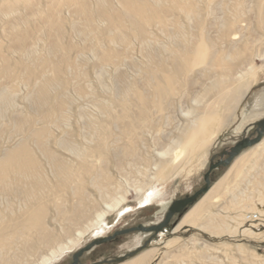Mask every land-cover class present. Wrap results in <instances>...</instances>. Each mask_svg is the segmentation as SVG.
Returning a JSON list of instances; mask_svg holds the SVG:
<instances>
[{
    "label": "bare ground",
    "instance_id": "obj_1",
    "mask_svg": "<svg viewBox=\"0 0 264 264\" xmlns=\"http://www.w3.org/2000/svg\"><path fill=\"white\" fill-rule=\"evenodd\" d=\"M71 1L75 14L83 16L86 22V28H80L85 37L99 35V27L94 20L96 17L108 20V32L115 34V38L111 39L113 45L117 48L120 42L121 48L128 50L132 43L139 41L145 61L137 64L129 61V57L120 60L118 54L121 48L105 51L100 36L96 43L90 45L92 55L100 62L97 76L102 78L112 68L113 88L109 87V91L112 90L110 95L114 99L97 102L99 116H87L80 111L81 116H86L84 124L91 146H80L68 137L72 100L67 97L64 81L59 77L42 73L37 86L28 93L38 115L33 122L30 117L19 116L18 108L14 106L15 94L9 87L0 90V113L3 115L9 108L14 111L13 133L19 135L11 147L0 153V188L18 194L25 202L21 216L8 218L0 213V247L10 248L15 238L25 239V250L14 254L18 258L31 252L37 243H56L36 264H50L65 251L74 248L91 228L102 230L107 216L127 199L130 193L127 185L133 188L137 199L144 200V205L150 203L160 191L147 189V185L165 179L190 152H200L209 146L217 136L216 126L220 127L230 119L257 80L256 68L249 62L250 53L239 51L233 55L231 52L236 48L233 40L238 37L237 30L241 26L236 18L217 14L213 18L198 17L192 4L185 0L182 6L176 5L177 0H142L143 5L135 6L133 0H117L124 5L127 16H122L111 5L114 11L107 10L108 0H96L95 7L89 4V0ZM165 4H171V7L166 8ZM19 6V3L11 4L8 9L15 13ZM27 6L33 5L28 1ZM175 7L184 11L183 18L169 13ZM220 8L221 5H212V11ZM24 24V18L9 20L4 31L13 46L11 49L21 44L22 56L26 60L24 65L28 73H32L34 61L43 59L37 57V44H26L28 36L22 27ZM126 29L134 31V41L125 34ZM162 36L165 38L161 39ZM225 39L231 40L232 46L217 60L216 43ZM212 48L214 50L208 57L206 53ZM50 49L56 51L57 43L52 42ZM124 62H132L139 67L137 88L133 91L127 73L122 69ZM54 72H59L58 65H54ZM0 75L12 78L7 61L0 65ZM74 88L78 93L83 91L80 82L75 83ZM52 90L55 91L54 96L51 95ZM135 97L136 100L132 101ZM119 105L121 109L115 110ZM257 115L259 113L254 114ZM248 121L247 118L243 120V125ZM56 130L61 132L60 135H55ZM51 140L70 152L74 160L69 161L52 149ZM29 141H33V145ZM263 141L264 137L251 150L258 149ZM245 156L246 152L233 158L224 175L185 213L175 227L176 231L184 225L197 224V217L206 213H209L208 220L197 226L212 235L231 234L237 230L238 224H241L238 218H246L244 213L238 214V218L232 217V221L237 223L233 225L219 213L210 212V209L221 198L227 181L241 172ZM93 159L102 163L92 173L91 179L102 193L104 205L95 209L90 217L89 198L81 185L84 174L93 168ZM111 159L115 160L119 170L124 164L138 169L143 173L144 181L131 184L126 180L124 184L115 180L108 170ZM43 160L46 168L42 165ZM52 176L60 187H65V182L69 180L79 182L72 187L77 202L69 214V228L75 222L86 221L85 227L77 228L75 235L61 242H55L54 233L44 223L47 214L45 200L57 186L50 180ZM103 177L106 184L100 182ZM233 200L240 203L242 199L234 194ZM59 210L66 213L61 206ZM171 241L168 240V243ZM156 252V248H148L119 264H150Z\"/></svg>",
    "mask_w": 264,
    "mask_h": 264
},
{
    "label": "rangeland",
    "instance_id": "obj_2",
    "mask_svg": "<svg viewBox=\"0 0 264 264\" xmlns=\"http://www.w3.org/2000/svg\"><path fill=\"white\" fill-rule=\"evenodd\" d=\"M28 1L32 3V7L27 6ZM108 1L107 10H117L122 16H127L123 4L117 0ZM185 1L192 4L195 9L194 13L198 17L213 18L217 14L239 20L238 23L241 26L237 30L238 37L233 40L236 48L232 47L231 52L233 55L239 51L250 53L249 62L253 63L257 73L255 84L234 110L230 119H227L222 126H216L217 136L209 146L200 152L196 150L190 152L181 160L182 163L178 165L179 167L165 179L156 180L147 185V189L156 188L160 191V194L150 203L144 205V200L137 199L133 188L127 185V190L130 191L127 199L107 216V223L103 225L102 230L98 227L91 228L74 248L65 251L50 264H72L74 253L99 237L111 236L118 230L139 224L152 225L163 221L174 200L191 195L204 185L205 173L211 162L221 159L220 153L223 149H229L243 137L257 135V122L264 118V0ZM17 3L20 4V9L12 13L8 9L9 5ZM132 3L134 6L143 5L144 1L133 0ZM184 3V0L176 1L177 6H182ZM89 4L95 7L96 0H89ZM214 4L221 5V8L212 11ZM110 5L114 7V10ZM73 6L71 0H0V65L7 61L12 73L11 79L0 75V90L9 87L15 94L14 106L18 108L19 116L30 117L33 122L38 118V115L34 111L28 93L37 86L38 77L42 73H46L62 79L67 97L72 100L69 108L71 120L67 126L68 137L76 144L83 146L88 144L90 135L84 124L86 116H81L80 111L85 112L87 116H99L100 110L97 107V102L100 100L108 102L109 99H113L110 95L112 90L109 91V87L113 88L112 68H109L107 74L104 73L102 78L97 76V65L100 62L92 55L90 45L96 43L99 36L105 46V51L117 48L119 50L122 45L120 42L117 43V48L113 45L111 39L115 38V34L108 32L109 21L101 20L98 17L94 20L99 27V35L85 37L80 28L85 29L86 22L83 16L75 14ZM163 6L169 8L171 4ZM171 12L179 18H183L185 14L178 7L171 8L169 13ZM17 18L25 19V24L22 27L25 28L28 36L26 44H37L35 46L37 57L43 59L34 61L32 73H28L27 67L24 65L26 60L22 56L21 44L17 48L14 47L15 50L11 49L13 46L4 31L5 23ZM124 32L130 40L134 41L133 30L126 29ZM90 37L93 39H89ZM162 38L165 37L162 36ZM52 42L57 43L58 46L54 52L50 51ZM231 46L229 39L222 42L217 41L215 46L217 60L228 53ZM212 50L214 49H208L206 53L208 57L211 56ZM118 55L120 60L129 57V61L137 64L145 61L139 41L132 43V47L128 50L121 48ZM63 57L65 60L61 61ZM66 57L70 62L66 60ZM132 62H124L122 66V69L127 73L131 91L137 88L139 74L138 65H133ZM54 65L59 66V72H54ZM77 82H80L82 93H78L74 88ZM54 94L55 91L52 90L51 95L54 96ZM131 100L135 101L136 97ZM120 109V105L115 107L117 111ZM13 113L11 108L7 109L3 115L0 113V153L11 147L19 137L13 133ZM256 113L259 115L254 116ZM246 118L249 121L243 125V120ZM60 133L58 130L55 131V135H60ZM29 143L33 145V141H29ZM50 143L51 148L60 153L62 157L69 161L74 160V156L70 152L56 145L53 140ZM88 146L91 145L88 144ZM252 147L254 146L243 149L236 156L246 152L247 157L245 156L243 160L242 170L227 181L221 198L210 209V212L219 213L220 217L233 225H237V223L232 221V217L238 218V214L244 213L246 218H238L241 220V224H238L234 233L212 235L197 226V224L205 223L208 220L209 213L198 216L197 224L184 225L176 231L175 227L193 206L190 205L183 212L176 213L169 224L159 232L136 230L119 234L84 252L78 264H119L148 248L157 249L156 256L150 264H264V141L258 149L251 150ZM223 158H227V155H224ZM93 160L94 163L91 165L93 168L89 173L84 174L81 185L89 198L90 217L94 215L95 209H100L104 205V197L91 179L92 173L99 169L102 163L100 160ZM43 162L42 165L46 168L45 160ZM123 166V169L119 170L115 160L111 159L108 170L115 180H120L124 184L126 180L131 184L144 181L143 173L138 169L136 170L129 164ZM228 167V164H223L211 172V185L224 175ZM50 180L57 186L50 195L51 198L48 197V200H45L47 214L44 223L54 233L55 242L66 241L67 237L75 235L77 228H83L86 224L85 220H80L71 224L69 228V214L77 202V198L72 193V187L79 185V182H75V179L69 180L65 182V187H60L56 178L52 176ZM100 182L107 183L104 177L100 179ZM111 187L108 188L109 191ZM146 193L147 191L143 193V196ZM234 194L242 199L240 203L233 200ZM24 205V200H21L18 194L0 188L1 214L8 218L21 216L25 209ZM60 206L65 208L66 213L59 212ZM245 206L251 209L249 210ZM252 212H258L261 219L254 224H249L246 219ZM171 239L169 244L168 240ZM55 245L56 243L47 245L37 243L31 252L23 253L16 258L14 254L25 250L26 247L25 239L15 238L10 248L0 247V264H36L42 256L49 253V248Z\"/></svg>",
    "mask_w": 264,
    "mask_h": 264
},
{
    "label": "water",
    "instance_id": "obj_3",
    "mask_svg": "<svg viewBox=\"0 0 264 264\" xmlns=\"http://www.w3.org/2000/svg\"><path fill=\"white\" fill-rule=\"evenodd\" d=\"M257 135L254 137H243L239 141L235 143L232 147L229 149H223L220 153L221 159H219L216 162H211L208 171L205 173L204 180L205 183L202 187H200L198 190H196L191 195H186L183 198H179L173 201V203L170 205L169 210L165 216V219L159 223H155L152 225H144L139 224L134 227H130L127 229H122L116 231L111 236H103L99 237L95 240H93L91 243L87 244L83 248H81L79 251L75 252L73 255V262L72 264H78L80 261L81 255H83L84 252L91 250L94 246L104 243L110 239H113L115 236L131 231H144V232H159L163 228H165L169 222L171 221L172 217L176 213L183 212L187 207L190 205H193L211 186V172L218 168L220 165L228 164L232 162L233 158L236 157L240 152L250 146H253L254 144L260 142L264 137V118L257 122ZM224 155H227V158H223Z\"/></svg>",
    "mask_w": 264,
    "mask_h": 264
},
{
    "label": "built area",
    "instance_id": "obj_4",
    "mask_svg": "<svg viewBox=\"0 0 264 264\" xmlns=\"http://www.w3.org/2000/svg\"><path fill=\"white\" fill-rule=\"evenodd\" d=\"M261 216L258 212L249 213L246 219V222L249 224H254V222L259 221Z\"/></svg>",
    "mask_w": 264,
    "mask_h": 264
}]
</instances>
